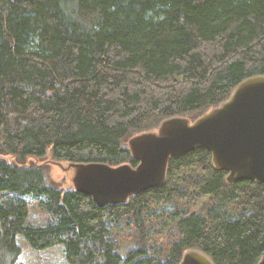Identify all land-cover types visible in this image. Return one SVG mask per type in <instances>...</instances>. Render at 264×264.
<instances>
[{
  "label": "trees",
  "instance_id": "obj_1",
  "mask_svg": "<svg viewBox=\"0 0 264 264\" xmlns=\"http://www.w3.org/2000/svg\"><path fill=\"white\" fill-rule=\"evenodd\" d=\"M257 76L264 0H0V264H22L19 239L36 254L61 248L68 264H179L190 250L257 264L264 184H228L205 149L171 158L163 187L103 208L50 182L45 165H24L49 151L58 162L136 167L131 135L219 107ZM193 168L199 193L242 207L239 216L167 211ZM34 206L45 225L28 221ZM169 217L168 245L152 250V226ZM122 237L137 239L124 257Z\"/></svg>",
  "mask_w": 264,
  "mask_h": 264
},
{
  "label": "water",
  "instance_id": "obj_2",
  "mask_svg": "<svg viewBox=\"0 0 264 264\" xmlns=\"http://www.w3.org/2000/svg\"><path fill=\"white\" fill-rule=\"evenodd\" d=\"M128 149L136 167L71 164L74 190L100 208L125 203L131 196L163 187L170 159L196 149L210 152L213 168L227 172L228 184H264V76L244 80L226 102L192 123L183 117L164 120L156 132L131 138ZM179 264L213 263L190 250ZM257 264H264V254Z\"/></svg>",
  "mask_w": 264,
  "mask_h": 264
},
{
  "label": "rangeland",
  "instance_id": "obj_3",
  "mask_svg": "<svg viewBox=\"0 0 264 264\" xmlns=\"http://www.w3.org/2000/svg\"><path fill=\"white\" fill-rule=\"evenodd\" d=\"M211 110V109H210ZM210 110L201 111L199 113L182 116L186 118L190 123L194 122L203 114ZM157 128L149 130L147 132H156ZM145 132L131 135L128 141ZM8 162H14V158L8 156L5 157ZM24 165H45L48 168V180L57 184L64 190L73 189L72 178L74 174V168L71 163L58 162L51 158L50 152L48 151L46 156L43 158L30 157L25 160ZM203 175L198 168L185 171L179 177L180 193L174 196L171 203L167 207V211L174 212L178 211L179 216H190L199 215L203 216L208 220L213 218L215 213L219 214L224 218H236L241 213L242 207L234 204L223 205L218 200L210 197L202 196L197 188V183L201 181ZM36 205V204H35ZM28 221L36 226H42L47 223V216L37 207L31 208L28 214ZM165 224L161 221L155 223L152 226L150 236L147 239L148 246L154 250L160 245L166 247L169 242V236L173 229L172 219L169 217L166 219ZM117 246L116 252L122 257L126 253L136 246L137 239L130 237H122ZM19 245L22 248V255L20 262L22 264H68L62 255L61 248H54L51 250L44 251L36 254L29 249V246L22 239H19Z\"/></svg>",
  "mask_w": 264,
  "mask_h": 264
}]
</instances>
